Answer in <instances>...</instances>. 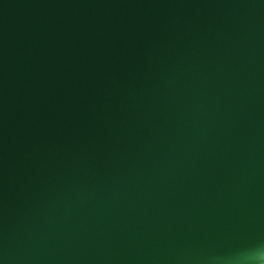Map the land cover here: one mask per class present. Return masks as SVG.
<instances>
[{
	"label": "water",
	"instance_id": "obj_1",
	"mask_svg": "<svg viewBox=\"0 0 264 264\" xmlns=\"http://www.w3.org/2000/svg\"><path fill=\"white\" fill-rule=\"evenodd\" d=\"M259 243L264 0H0V264Z\"/></svg>",
	"mask_w": 264,
	"mask_h": 264
},
{
	"label": "clouds",
	"instance_id": "obj_2",
	"mask_svg": "<svg viewBox=\"0 0 264 264\" xmlns=\"http://www.w3.org/2000/svg\"><path fill=\"white\" fill-rule=\"evenodd\" d=\"M240 258L243 264H264V243L245 250Z\"/></svg>",
	"mask_w": 264,
	"mask_h": 264
}]
</instances>
